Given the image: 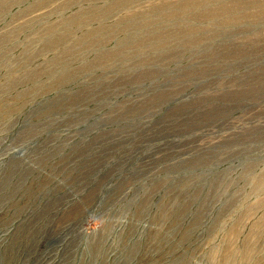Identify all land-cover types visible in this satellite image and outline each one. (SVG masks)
I'll use <instances>...</instances> for the list:
<instances>
[{"label": "rangeland", "instance_id": "obj_1", "mask_svg": "<svg viewBox=\"0 0 264 264\" xmlns=\"http://www.w3.org/2000/svg\"><path fill=\"white\" fill-rule=\"evenodd\" d=\"M0 0V264H264V0Z\"/></svg>", "mask_w": 264, "mask_h": 264}, {"label": "bare ground", "instance_id": "obj_2", "mask_svg": "<svg viewBox=\"0 0 264 264\" xmlns=\"http://www.w3.org/2000/svg\"><path fill=\"white\" fill-rule=\"evenodd\" d=\"M189 2H195V0H190V1H188V3H189Z\"/></svg>", "mask_w": 264, "mask_h": 264}]
</instances>
